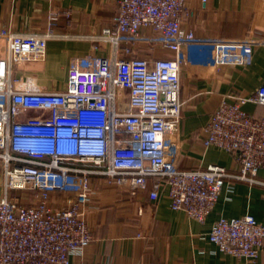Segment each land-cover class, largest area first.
<instances>
[{
    "label": "built area",
    "instance_id": "built-area-1",
    "mask_svg": "<svg viewBox=\"0 0 264 264\" xmlns=\"http://www.w3.org/2000/svg\"><path fill=\"white\" fill-rule=\"evenodd\" d=\"M188 2L121 0L114 26L92 38L109 46L110 54L76 59L63 90L14 76L16 64L45 59L59 12L49 16L42 33L0 30L7 51L0 58V264H72L73 256H82L94 239L86 218L93 177L132 195L154 179L151 200L167 189L171 208L198 222L212 213L227 180L264 186L258 178L264 169V116L245 110L248 104L264 106V84L248 96L224 95L205 130V146L233 153L237 172L219 165L179 167L185 48L210 49L217 67H245L259 45L184 31ZM147 44L176 57H130L136 46ZM25 191L36 192L38 204L14 197ZM209 240L224 254L255 262L264 249V225L251 215L220 218Z\"/></svg>",
    "mask_w": 264,
    "mask_h": 264
},
{
    "label": "crops",
    "instance_id": "crops-1",
    "mask_svg": "<svg viewBox=\"0 0 264 264\" xmlns=\"http://www.w3.org/2000/svg\"><path fill=\"white\" fill-rule=\"evenodd\" d=\"M120 1L0 0V30L42 33L49 25V15L60 13L54 26L56 36L47 43L45 59L27 64L24 70L30 71H22L18 78H34L38 86L48 90L65 89L69 68L76 59L110 54L109 46L97 45L92 38L114 26ZM187 11L182 29L194 32L198 38L259 42L252 63L245 67H217L212 51L206 47L184 50L181 99L185 104L179 133V167L194 170L219 165L237 172L233 153L205 146V130L224 95L248 96L264 84V0H207L205 7L202 0H189ZM152 47L150 53L142 49L145 58H154L152 52L157 46ZM159 48L156 58L175 59L174 52ZM6 55L0 42V58ZM245 110L256 117L264 116V106L248 104ZM258 178L264 182V169ZM154 181L150 179L145 190L132 195L103 178L91 179L86 218L94 239L82 256L72 257V264H264V249L255 262H249L220 252L209 240L220 218L251 215L264 225V186L227 180L212 213L204 222H198L171 208L167 189L158 200H151L149 191Z\"/></svg>",
    "mask_w": 264,
    "mask_h": 264
},
{
    "label": "rangeland",
    "instance_id": "rangeland-1",
    "mask_svg": "<svg viewBox=\"0 0 264 264\" xmlns=\"http://www.w3.org/2000/svg\"><path fill=\"white\" fill-rule=\"evenodd\" d=\"M53 13V12H52ZM51 13V14H52ZM50 14V15H51ZM49 15V16H50ZM49 26V25H48ZM48 28V27H47ZM47 30V29H46ZM45 30V31H46ZM152 46H150L149 44H147V45H145V46H143L142 48H138L137 49V47H135V52H133V54H131L130 56H132V58H145L146 56H143V48L145 49V51L146 50H148L149 51V49L151 48ZM154 47V46H153ZM152 47V48H153ZM155 48H157L156 50H158V49H160L158 46L157 47H155ZM156 50H154V52H152V57H154V58H156L157 56H156V54L155 53H157V51ZM149 53H150V51H149ZM159 58V57H158ZM29 63H31V62H27V63H23V64H16L15 65V67H14V76L15 77H19L20 75H23V72L24 73H27L28 74V72L30 71L29 69H26V70H24L25 69V67H26V65L27 64H29ZM185 65H186V57L184 56V54H183V61H182V64H181V70H183V68L185 67ZM27 70H29V71H27ZM23 71V72H22ZM1 174H2V172H1V168H0V197H1V186H2V176H1ZM15 193V195L16 196H19V198L21 199V202H23L25 205H28V206H30V205H33V204H35L36 202H37V196H36V194L33 192V191H25V192H14ZM60 197H62V198H66L65 197V195H62V196H60ZM56 198L57 199H59V195H57L56 196ZM61 204V203H60Z\"/></svg>",
    "mask_w": 264,
    "mask_h": 264
}]
</instances>
